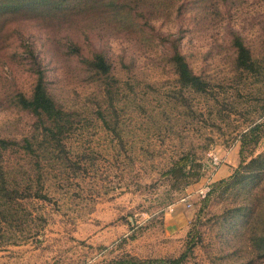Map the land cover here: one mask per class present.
<instances>
[{"label": "rangeland", "instance_id": "rangeland-1", "mask_svg": "<svg viewBox=\"0 0 264 264\" xmlns=\"http://www.w3.org/2000/svg\"><path fill=\"white\" fill-rule=\"evenodd\" d=\"M235 35L256 73L237 69ZM176 47L208 94L181 89ZM40 72L74 123L60 142L18 104ZM25 139L34 152L4 157L27 197L0 193V264H264V180L217 187L264 153V0H0V140ZM191 159L201 179L175 183Z\"/></svg>", "mask_w": 264, "mask_h": 264}, {"label": "trees", "instance_id": "trees-1", "mask_svg": "<svg viewBox=\"0 0 264 264\" xmlns=\"http://www.w3.org/2000/svg\"><path fill=\"white\" fill-rule=\"evenodd\" d=\"M233 45L236 49V67L249 73L257 72V62L253 58L249 48L245 45L243 39L239 35L233 38ZM172 64L177 75L178 83L181 89H188L200 95L209 93L210 84L202 76L196 74L190 67L185 55L177 49L172 55ZM92 70L103 78L106 87V93L112 100V93L109 81H115L111 78V65L106 61L103 55H96L92 62ZM19 106L30 111L39 119L44 118L49 123L50 127H45V131L52 134L58 142L62 140L61 135L67 134L73 128V121L70 120V115L66 113L55 100L48 94L43 73H39V78L35 85L33 94L30 97L19 95ZM45 121V120H44ZM262 129V125H256L253 132ZM19 148L25 151L34 152L30 139L24 140V145L17 141L0 140V193L7 194L6 198L12 199L14 195H19L21 199L27 196L20 193L17 188L12 187L6 179L5 170V154L8 150ZM201 163L197 159H191L180 167L170 168L168 176H171L176 182H179V175L182 177V182L185 186L198 182L201 179ZM264 180V153L252 157L249 161H243L240 168L233 174L229 181H221L217 187H224L229 190H243L250 187L251 184H258ZM26 194V193H25ZM25 196V197H24ZM186 259V254L179 257L177 260H161V261H138V259L130 257L124 264H181Z\"/></svg>", "mask_w": 264, "mask_h": 264}, {"label": "crops", "instance_id": "crops-1", "mask_svg": "<svg viewBox=\"0 0 264 264\" xmlns=\"http://www.w3.org/2000/svg\"><path fill=\"white\" fill-rule=\"evenodd\" d=\"M231 165H223L220 167V169L218 170V172L213 176V180L217 181L220 180L222 178H226L228 176L231 175L233 168L236 166V164L232 161V163H230Z\"/></svg>", "mask_w": 264, "mask_h": 264}, {"label": "built area", "instance_id": "built-area-1", "mask_svg": "<svg viewBox=\"0 0 264 264\" xmlns=\"http://www.w3.org/2000/svg\"><path fill=\"white\" fill-rule=\"evenodd\" d=\"M221 163H222V160H221L219 157L214 156V158H213V164H214L215 166H218V165L221 164ZM209 191H210L209 186L204 187V188L200 191V195H202L203 197H205V196L208 194ZM184 201H185V200H184Z\"/></svg>", "mask_w": 264, "mask_h": 264}]
</instances>
